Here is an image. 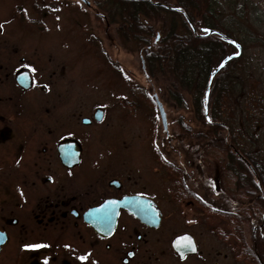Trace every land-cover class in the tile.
Listing matches in <instances>:
<instances>
[{
    "label": "flooded vegetation",
    "instance_id": "obj_1",
    "mask_svg": "<svg viewBox=\"0 0 264 264\" xmlns=\"http://www.w3.org/2000/svg\"><path fill=\"white\" fill-rule=\"evenodd\" d=\"M121 1L32 0L29 7L36 11L35 16L26 17L22 5L20 8L14 7L15 10L11 12L10 18L12 20L15 17L17 9L19 14L23 16L28 30L50 37L56 32L63 35L69 29L66 24L71 26L74 23L77 27V21L80 20V25L82 27L86 26L82 22V17H75L77 21H73V13L70 10L72 2H82L85 11L91 12L98 18L100 17L102 22L108 24L113 30L116 26L121 34ZM123 1L135 5L138 0ZM150 4L164 12L173 9L158 1ZM18 11L16 14H18ZM4 13L6 15L5 21H1L2 16H0V143L10 141L14 130L21 131L24 142L21 148L15 152L18 165L14 169L18 171L17 177L14 180L12 178L14 177L13 174H7L11 182H14L20 201L14 206L5 202L4 206L1 207L0 218L3 219L5 226L0 228V233H2L4 239V243L0 246V255L13 247L20 255H29L30 261L27 264H221L215 258L216 250L214 246L208 247L201 239L198 216L194 213L199 211L198 205L201 202L206 204L205 201H207L208 205L216 206L217 201L214 200L216 191L219 192L221 199L224 198L221 205L227 204V209L243 205L245 201L232 198L225 191V188L217 186L216 181H220V169L217 170L218 174L214 179L206 180L205 183L201 182L202 179L199 174L202 153L199 151L198 140L192 141L193 136L178 135L177 139L184 140L181 146L188 149L172 151L176 161L170 162L167 151L159 150V145H157L160 136L150 135L148 137V135H145L147 142H155L154 139L156 140L154 146L156 150L152 154L161 165L153 168H136L134 175H130L119 168L115 160L119 152L115 150L87 152L84 141L73 135L74 116H72L71 102L65 104L68 101L69 94H71L65 79L66 74L69 73L70 66L72 67L73 64L78 65V59L73 61L71 58L67 59V53L65 52H61L57 56L54 41L50 49L51 53L43 57L42 61L39 54H37L38 60H30L29 56L26 58L23 55L19 58V64H14L13 59L17 57V53L21 52L19 47L21 45L19 38L8 39L6 26L10 19H7L8 11ZM137 15L141 20V25H138V29L134 30L132 36L129 35L130 33L128 34L131 43L145 41L148 39L146 35H149V28L143 25L139 13L134 10L133 17L136 18ZM41 26L42 28H40ZM141 28H148V31L144 32ZM68 32L72 33L71 29ZM217 34L218 38L226 39L219 33ZM138 35L141 37L139 38ZM159 35H155L154 42H157ZM81 36V46L101 52L102 54L96 55L93 51V54L97 59L102 60L105 66L108 63L115 70L112 62L104 54L105 52L100 46L101 42L97 37L87 31L86 33L82 32ZM149 42H151V39ZM65 44L68 46L66 49H71L68 42L61 41L60 46L65 48ZM79 52L84 55V50ZM24 53L26 54V52ZM151 54L152 50H145V58H142V56L140 58V68L138 70H140L145 84L142 86L143 82L136 79L138 83L134 81L133 85H139L140 87L131 86L133 88H130V90L137 89V94L146 93L148 92L147 88H151L148 86L149 81L152 80V75L149 73L153 72L149 60ZM228 57L237 58L238 56L230 55ZM41 64L43 67H41ZM21 70H28L30 73L31 85L28 88L23 87L17 79V74ZM118 70H120L119 67L116 71L120 76ZM136 73H139V71H136ZM126 76L128 77V75ZM90 90L93 89L90 88ZM32 91H35V93L41 92L45 95H59V104H62L61 106L65 104V109L60 107L58 103H50L48 119L31 118V120L26 121L22 118L24 115L22 95ZM148 95H150V92ZM154 95L152 94L150 99L153 106L157 108ZM66 96L68 97L66 98ZM158 100L163 106L164 103L160 98ZM209 100L208 98V105ZM205 104L204 101L203 105L205 106ZM88 107L85 110H88V113L92 111V113L88 114L89 116L76 117L81 127L75 123V132H78L80 128L87 131L88 128L103 127L104 123L111 118L110 106L108 107V105L95 106L93 104ZM163 108L166 113L165 106ZM99 111L101 115H99L100 120L98 121L96 120V114ZM64 115L66 117L61 118ZM166 119L168 120V117ZM83 120H88L89 123L84 124ZM160 123L162 126L161 119ZM181 125L186 124L181 121ZM163 131L166 133L164 137L166 148H169L168 139L173 135L167 134L169 131L168 122L167 130L163 129ZM53 140L55 146H51V152L53 158L55 157L54 159H57L61 166L59 168L61 171L59 178L50 174L49 161L39 159L29 163L35 157L45 156L47 153L46 147L41 148V143H53ZM68 140L76 141L80 149L76 164L72 166L69 164L75 162L74 152L59 151L60 145ZM209 148L214 149L215 147ZM186 151L189 152L188 156ZM218 151L221 153L226 152L222 149ZM227 153L233 154L244 164L248 163L246 167L259 187V176L255 170L250 169L249 162L242 152H239L235 147H231ZM111 157L114 159L113 163L106 166L108 159ZM190 157L193 158V162L196 164L198 174L194 172L192 175L186 169L189 167ZM168 168H171L172 173L175 174L173 175L176 181H180L179 183L182 184L180 196L176 195L177 200L174 197L175 212L178 215L169 220L165 219L166 215L163 211V206L166 205L170 197L168 179L166 178ZM149 169H152V172H149ZM142 170L143 173L140 172ZM238 172V180H235L234 185H243L246 183L247 176L245 174L247 172L241 168L238 169ZM106 173L111 174L112 177L106 179ZM160 175L165 177L164 184ZM153 181L159 184L158 188H155ZM201 190L205 200L200 195ZM262 197L264 199V194H262ZM121 202L127 204V207L119 206L116 212L115 208L104 207L103 210L101 209L102 211L99 210L100 212L97 214L95 221L91 220L90 215L94 209L101 208L108 203L120 204ZM146 206L149 207L148 211ZM152 206H156L161 214L157 225H154L156 221H153ZM233 214L235 213L230 210L226 212V215L232 219ZM23 221L34 222L40 228L41 234L40 232L33 234L32 236L36 238L32 242L27 241L28 235H25L27 227ZM177 221L182 222L184 228L180 226V229L176 230L179 227V224H176ZM261 223L256 222L252 225L251 238H253L254 225L262 226L263 223ZM17 226L18 235L16 237L13 236L14 232L10 227L15 228ZM163 226H165V231L162 230ZM166 229H169L170 233ZM49 230L52 231V234L48 232ZM14 239L15 243L13 242ZM41 245L44 247H39ZM192 248L195 250L193 251ZM247 253L250 252L247 251ZM226 256V253L222 254L221 258ZM212 259H214L213 263H211ZM10 262V260H6L4 263L10 264ZM255 262L260 264L256 260Z\"/></svg>",
    "mask_w": 264,
    "mask_h": 264
},
{
    "label": "rangeland",
    "instance_id": "obj_2",
    "mask_svg": "<svg viewBox=\"0 0 264 264\" xmlns=\"http://www.w3.org/2000/svg\"><path fill=\"white\" fill-rule=\"evenodd\" d=\"M31 1L0 0L1 21H5V11H8L7 19H10L6 26L7 37L8 39L19 38L21 45L19 46L21 52L17 53V57L13 59L14 64H19V58L23 55L26 58L29 56L30 60H38L37 54H39L42 61L43 57L51 53L50 49L54 41L56 55L65 52L67 53V59L71 58L72 61L78 59V65L73 64L72 67L70 66V71H68L69 73L67 72L68 74H66L67 77L65 78L71 93L69 97L66 96L68 101L65 104L71 102L72 116H74L73 135L77 139L84 141L87 152H106V150L119 152L115 159L117 161L116 164L121 170L126 171L130 175H134L136 168H153L161 165L152 154L156 150L154 148L156 140L154 139L155 142H147L145 135H148V137L150 135H159L160 138L157 142L159 150H166L168 160L175 162L176 158L173 152L188 149L181 146L184 140L177 139L178 135L193 136L192 141H197L204 139L203 133L208 134L209 132L208 127L202 126V122H200L204 115L203 104L207 90L206 84L196 81L188 87L176 86L172 77L166 72L158 70L149 73L152 75V80L149 81L148 86L151 88H147L148 92L137 94V89L130 90V88H133L131 86L140 87L139 85H133L134 81L138 83V79L143 82L142 86L145 84L143 76L138 70L141 56L145 58V50L150 49L152 53H157L160 46L165 47L170 43L175 49V45H178L175 61L181 65L179 76L185 80V84L197 77V72L200 70L205 71L207 66H211L210 63L213 65L212 57L240 56L239 60L233 61L231 65V68L236 64L235 67L240 66L239 69L235 68L232 71V74L235 72L237 77L233 81L234 92L238 95L243 92L249 97V102L251 100L250 97L260 98L263 96L262 98H264V92L260 95L252 92L256 89L257 84H259L257 91L264 90V0H172L170 5L167 6L173 9L167 10V12L160 11L150 4L155 3V0H138L132 10H136L139 13L143 25L149 28V35H146L148 39L140 43L137 41L131 43L128 32L121 29L120 34L116 26L113 25V30L108 24L102 22L100 17L98 18L91 12L85 11L82 2H72L70 10L73 13V21H77L76 18L82 17V22L86 24L85 27L80 25L81 21L79 20L77 21V27L74 23L71 26L65 23L72 33H69V29H67L63 35L57 32L51 37L43 34L39 35L27 29L25 20L17 9L15 17H13L12 13V20L10 18L11 12L15 10L14 7L20 8L22 5L26 17L35 16L36 11L29 7L31 6ZM17 11L18 14H16ZM182 23L186 25V28ZM182 27L184 29H181ZM148 28H141V30L146 32ZM86 31L93 34L101 42L100 46L114 65L115 70L108 63L105 66L102 60L97 59L93 54V51H95L96 55L102 54L101 52L81 46V33H86ZM215 32L226 39L220 41L218 36L205 37ZM156 34L160 35L157 42H154ZM138 37L140 38L141 36L138 35ZM150 39L151 42H149ZM205 40H212V44L205 45ZM61 41L68 42L71 49H66L68 47L67 44H65V48L61 47ZM223 41L227 43H223ZM80 50H84V55L80 54ZM208 50H213V52L207 57ZM208 59H210L209 65L207 64ZM146 62L148 64L147 58ZM41 67H43L42 64ZM118 67L120 68L118 70L120 71V76H118L116 71ZM136 71H139V73H136ZM221 74H225V71H221ZM130 76L132 77L130 78ZM252 85L253 87H251ZM90 88L93 90H90ZM149 92L150 95H148ZM152 94H157L156 96L164 103L163 107L165 106L166 109L169 129L167 134L173 135V137L168 139L169 148H166V141L164 140L166 133H164L161 126L157 108L153 106L150 99ZM22 98L24 101V115L22 118L26 121L31 120V118L48 119L50 103L59 104L60 102L59 95H45L41 92L35 93V91L22 95ZM212 101H214V98H212ZM93 104L95 106H110L109 113L111 118L104 123L103 127H92L88 128L87 131H83L80 128L78 132H75V123L81 127L76 117L89 116L88 114H91L92 111L88 113L85 108ZM251 104L254 106V101L251 100ZM61 105L59 104L60 107L65 109V106ZM208 114L211 116L210 101ZM65 117L64 115L61 118ZM232 118L239 120L241 112L236 110V112H233ZM261 120V124L256 125H252L250 122L245 123L248 133L253 132L250 150H254L252 144L256 143L259 138L260 150L258 152L262 155L264 152V116ZM181 121H184L191 129L187 130L183 127ZM218 121L220 123L223 122L222 119L217 117L215 122L217 123ZM235 128L238 131L240 130L238 126ZM94 134L96 135L93 136ZM11 136L10 141L0 143V211L5 202L14 206L20 201L13 184L14 182H11L7 174H13L14 177L12 178L14 180L17 177L18 171L14 169L18 165L15 152L21 148L24 139L23 134L18 130H14ZM238 137L243 141L239 134ZM54 140L53 143H41V148L46 147L47 153L45 156L35 157L29 163L39 159L41 161H49L50 174L59 178L61 176V171L59 170L61 166L58 160H55V157L53 158V153L51 152V146L55 144ZM245 140L248 141L247 139ZM217 149L221 150L216 147L214 149L208 148L201 154L199 174L201 175V182L205 183L206 180L214 179L216 174H218L217 170L220 169V181H216L217 186L225 188V191L232 198L242 199L245 203L238 207L227 209V204L221 205V201H224V198L221 199L219 197V192L216 191V196L213 192L214 200L217 201L216 206L208 205L207 201H205L206 204L201 202L198 205L199 211L194 213V215L198 216L200 237L208 247L214 246L216 250L215 258L221 264H256L247 251H251L252 225L256 222H262L264 225V206L262 200L257 197L259 190H256L251 182H249L250 184L234 185L235 180H238L239 168H233L231 164L226 166L229 154L221 153ZM260 159L262 161L263 157H260ZM113 160V157L109 158L106 166L113 163ZM186 169L192 175L194 172L195 174L199 173L192 157H190L189 167ZM261 169L264 171V168ZM148 171L152 172V169ZM140 172L143 173L144 171ZM172 172L171 168L167 169L166 178L168 179L170 197L166 205L163 206V211L166 215L165 219L168 220L178 215L175 212L174 197L177 200L178 197L176 195L180 196L182 192V184L179 183L180 181H176L175 174ZM246 172L248 179V171L246 170ZM107 173L105 174L106 179L111 178L112 175ZM162 174L164 173L162 172ZM160 176L164 184L165 177ZM153 182L155 188H158L159 184L155 181ZM173 193L175 194L173 195ZM200 195L205 200L202 190ZM227 210L235 213L232 216L233 219L226 215ZM23 222H25L24 225L27 227V232L26 234L24 233L28 235L27 241L32 242L36 238L32 235L39 233L40 228L34 222ZM176 224H179L176 230H179L180 226L184 228L182 222L177 221ZM4 226L5 223L0 218V228H4ZM10 229L14 232L13 236L17 237L18 226L15 228L10 227ZM162 230L165 231V226H163ZM166 231L170 233L169 229H166ZM48 232L52 234L51 230ZM65 232L67 233L68 231L66 230ZM13 242L15 243V239ZM14 249L11 247L9 251H5L0 255V264H5L6 260H10V264H27L30 261L29 255H20ZM225 253L227 256L221 258L222 254ZM213 262L214 259L211 260V263Z\"/></svg>",
    "mask_w": 264,
    "mask_h": 264
},
{
    "label": "trees",
    "instance_id": "obj_3",
    "mask_svg": "<svg viewBox=\"0 0 264 264\" xmlns=\"http://www.w3.org/2000/svg\"><path fill=\"white\" fill-rule=\"evenodd\" d=\"M161 3H164V6L170 5V2L172 0H155ZM127 1H121V19L122 24L121 28L123 31L128 32L130 36H132V33L134 30L138 29V25H141V20L139 19V16L137 15L136 18L133 17L134 11L131 9L134 7V3H126ZM185 20V19H184ZM186 22V21H185ZM187 23V22H186ZM182 25L186 28V25L182 23ZM181 29H184L183 27ZM138 31V30H137ZM182 31V30H181ZM218 34L211 33L209 36H205L206 38L210 36H217ZM181 38V37H180ZM221 41L222 39L219 38ZM206 44L209 45V43L212 44V40H205ZM223 43H226L223 41ZM178 45L174 46L169 43L165 47L160 46L158 48L157 53L154 52L151 54L150 60V66L152 67V71H160V72H166L170 77L173 78L176 86H185L188 87L195 83L196 81H200L201 83L208 84V80L210 78L211 72L219 66L224 59H226V56H217L212 57V63H210V59H208V65L209 63L211 66H207V69L205 71H199L197 72V77H195L191 82L188 84H185V80H183L179 76V69L181 67L180 63H177L175 61L176 58V49H178ZM213 52V50L207 51V57ZM206 57V59H207ZM238 56L237 58L232 57L229 59L227 63L224 64L221 71H225V74H221L220 72L213 78L212 85L210 86V94H209V101L211 102V116L209 115L210 122H208V118L205 115L203 108V116L202 120L200 122L201 125H205L209 129L208 134H204V139H199L197 143L199 146V151L203 154V152L208 149L209 147H216L219 149H222L226 151L225 153L229 152V149L231 147L237 148L239 152H242L243 156L247 159L249 162L250 169H253L256 171V173L259 176L258 183L260 186L258 187L257 183L255 182L251 172L248 170L246 165L243 162H240L233 154H229V159L226 162V166L230 165L235 168H241L243 171H248V179L245 180V182L248 184L251 182V184L254 186L256 190H259L258 192V198L262 200L263 206H264V199L262 197V194H264V171L261 168H264L263 159H264V152L263 156L258 152L260 150L259 148V138L256 140V143H253L254 150H250V143L251 138L253 137V132H249L247 130L246 123L250 122L252 125L261 124V119L264 116V98L262 97H250L252 101H254V106L251 104V100L249 102V97L245 95L243 92L241 94H236L233 90V81L237 78L235 75V72L232 74V71L235 68H240L238 65L237 67L233 66L231 68L232 62L239 60ZM214 66V67H212ZM213 69V70H211ZM237 70V69H236ZM237 72V71H236ZM253 87V85L251 86ZM259 89V84H257V87L252 92L254 94L258 93L260 95L264 90L257 91ZM207 91V90H206ZM252 93V95H254ZM206 94V93H205ZM212 98H214V101H212ZM206 102V100H204ZM236 110H239L241 112V118L239 120H235L233 117V112H236ZM246 111V112H245ZM222 119L223 122L216 124L214 123L217 119ZM240 122V123H239ZM246 122V123H245ZM214 123V124H213ZM236 126L239 127V131L235 128ZM187 130L191 129L187 125H183ZM247 130H245V129ZM234 129V130H233ZM197 132V131H195ZM238 134L243 138V141L238 137ZM247 139L248 141H246ZM245 141V143H244ZM249 145V146H247ZM228 154V153H227ZM260 157H263L262 161ZM244 174V173H243ZM251 176L249 177V175ZM244 176V175H243ZM247 176V174H245ZM244 182V181H243ZM250 184V183H249ZM252 250L250 251L249 255L252 256L253 259H255L260 264H264V225H254L253 232H252Z\"/></svg>",
    "mask_w": 264,
    "mask_h": 264
},
{
    "label": "water",
    "instance_id": "obj_4",
    "mask_svg": "<svg viewBox=\"0 0 264 264\" xmlns=\"http://www.w3.org/2000/svg\"><path fill=\"white\" fill-rule=\"evenodd\" d=\"M228 60H229V58L224 59L222 61V63L219 66H217L210 74V78H209L208 84H207V91H206V94H205L206 105H205L204 112H205L206 116L208 114L207 102H208L209 88H210V84H211L212 78L221 70V68H222L221 65L222 64L224 65ZM17 79H18L19 83L25 88H28L31 85L30 73H29L28 70H21L17 74ZM154 97L156 99L157 110H158V113L160 115V119H161V122H162L163 129L166 131L167 130L166 113L164 111V108H163L162 104L159 102L158 97L156 95H154ZM99 115H101L100 111L97 112V114H96V120H98V121L100 120V116ZM83 123L84 124H88L89 121L88 120H83ZM59 151L60 152H62V151H73L74 152V156H75V162H72L69 165L72 166V165L76 164V161H77V159H78V157L80 155V149L78 148V144L76 143V141H72V140L66 141L65 143L60 145ZM108 206H110L111 208H115V212H116V210L119 209V206L127 207V204H125L124 202H121L120 204L108 203V204H106L105 206H103L101 208L98 207V209H94L93 213H91V215H90L91 216V220L95 221L97 214L100 211L103 210L102 208H104V207L106 208ZM146 209L148 211L149 207L146 206ZM152 217H153V221L154 222L156 221V223L154 225H157L159 223V221H160L161 214H160V212H159V210H158V208L156 206H152ZM3 243H4V239L2 237V233H0V246Z\"/></svg>",
    "mask_w": 264,
    "mask_h": 264
},
{
    "label": "bare ground",
    "instance_id": "obj_5",
    "mask_svg": "<svg viewBox=\"0 0 264 264\" xmlns=\"http://www.w3.org/2000/svg\"><path fill=\"white\" fill-rule=\"evenodd\" d=\"M228 61H229V60H228ZM228 61H227V62H228ZM227 62H226V63H227ZM223 66H224V65H223ZM222 68H223V67H222ZM222 68H221V69H222ZM220 71H221V70H220ZM220 71H219V72H220ZM219 72H218V73H219ZM218 73H217V74H218ZM217 74H216V75H217ZM216 75H215V76H216ZM215 76H214V77H215ZM214 77H213V78H214ZM213 78H212V80H213ZM211 83H212V81H211ZM210 86H211V84H210ZM209 94H210V88H209ZM208 98H209V96H208ZM207 106H208V104H207ZM166 118H167V117H166ZM207 118H208V119H207L208 122H210L209 114H207Z\"/></svg>",
    "mask_w": 264,
    "mask_h": 264
},
{
    "label": "snow or ice",
    "instance_id": "obj_6",
    "mask_svg": "<svg viewBox=\"0 0 264 264\" xmlns=\"http://www.w3.org/2000/svg\"><path fill=\"white\" fill-rule=\"evenodd\" d=\"M205 31H207V30H205ZM238 47V46H237ZM221 67H223V64L221 65ZM39 247H44L43 245H41V246H39ZM192 250L194 251L195 249L194 248H192ZM82 259H85V258H82Z\"/></svg>",
    "mask_w": 264,
    "mask_h": 264
}]
</instances>
